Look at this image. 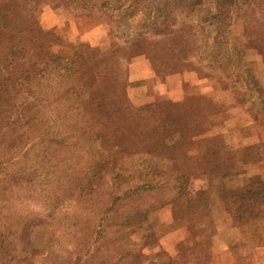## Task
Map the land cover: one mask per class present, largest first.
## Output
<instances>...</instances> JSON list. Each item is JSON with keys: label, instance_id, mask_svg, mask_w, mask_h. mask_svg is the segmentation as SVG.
<instances>
[{"label": "rangeland", "instance_id": "1", "mask_svg": "<svg viewBox=\"0 0 264 264\" xmlns=\"http://www.w3.org/2000/svg\"><path fill=\"white\" fill-rule=\"evenodd\" d=\"M260 135L264 0H0V264H264Z\"/></svg>", "mask_w": 264, "mask_h": 264}, {"label": "crops", "instance_id": "2", "mask_svg": "<svg viewBox=\"0 0 264 264\" xmlns=\"http://www.w3.org/2000/svg\"><path fill=\"white\" fill-rule=\"evenodd\" d=\"M256 136H257V134H254V125H245L239 131L238 130H227L225 132V135H224V144H225V146H229V144H230V146L227 149L229 151H231V152H235V151H238V150L240 151L242 148H245L243 154L245 155V157H247L248 156V150H250V147L251 148L255 147L254 144H256V143H252V142H255L253 138L256 137ZM249 137L251 138V141H250ZM260 137L264 138V135L263 136L260 135ZM250 142H251V145H249ZM259 142H260V140H259ZM260 145L262 146L263 144H259V146ZM212 150L214 151L216 149H212ZM262 151H264V150H262ZM213 154H215V153H213ZM227 155H229V152H227ZM263 156H264V154H263ZM253 160H254L253 158L248 157L246 159V161H244V165L246 166V168H245L246 170H244V171H246V172H244V175H245V180H244V185L245 186L244 187H246V190L244 191V195L245 196L247 195L246 197H244L245 198L244 199L245 203L250 202V200H249L250 198L252 200H259V198L264 200V179L262 177H261V179L260 178L253 179L256 174H258V175L259 174H264V173H262V171H264V158L260 159L259 161H254V162H253ZM255 160H257V159H255ZM239 162H241V161H239ZM223 166H215V165H213L212 167H214L215 169L216 168L222 169ZM258 166L260 167L259 169H261L262 171H253V174L249 175V173L251 171H248V170L249 169H253V168L255 169ZM234 168H235V166H232V165H227L225 167V169H227V170L228 169L232 170ZM258 185L261 188H260V190L255 191L254 188L257 187ZM247 189H248V191H247ZM253 196H255L257 199H254ZM252 202L256 203V201H252Z\"/></svg>", "mask_w": 264, "mask_h": 264}, {"label": "trees", "instance_id": "3", "mask_svg": "<svg viewBox=\"0 0 264 264\" xmlns=\"http://www.w3.org/2000/svg\"><path fill=\"white\" fill-rule=\"evenodd\" d=\"M247 204H248V202H247ZM249 205H250V203H249Z\"/></svg>", "mask_w": 264, "mask_h": 264}]
</instances>
